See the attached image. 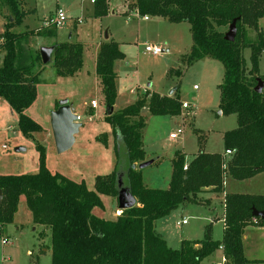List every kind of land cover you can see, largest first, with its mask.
Instances as JSON below:
<instances>
[{
	"label": "trees",
	"instance_id": "obj_1",
	"mask_svg": "<svg viewBox=\"0 0 264 264\" xmlns=\"http://www.w3.org/2000/svg\"><path fill=\"white\" fill-rule=\"evenodd\" d=\"M22 2L0 0V9L4 7L9 12L0 33V98L16 113L20 134L32 138L42 127L27 110L37 98L39 75L45 65L39 48L31 46V37L52 36L56 29L14 31L26 14L20 8ZM92 4L95 16L106 13L107 0H94ZM127 6L141 16H158L171 23L188 22L192 43L188 52L181 55L183 62L192 64L212 58L222 64L218 108L221 114L236 116V126L223 134V151H203L204 136L200 135L199 150L190 160L186 161L179 150L174 153L167 188L146 186L138 168L145 161L142 141L145 118L141 111L147 107L151 114L177 115L182 101L174 92L159 95L146 91L135 101L112 110L118 79L114 64L124 55L117 42L105 41L97 51L94 71L105 110L101 120L110 132L102 131L96 138L104 146L110 144V135L114 138L112 170L96 175L90 189L84 180L74 181L51 172L37 142L40 151L37 172L0 173V225L13 221L19 198L23 196L34 224L41 227L40 236L44 237L46 231L50 233L51 264H201L220 247L223 264L256 262L245 257L242 235L249 224L264 227V216L252 215L253 208L264 211V193L224 194L220 240L213 239L206 226L202 239H182L173 248L156 231L155 221L180 204L199 202V194L207 189L223 192L227 177L243 180L264 172V74L258 72V60L264 50V36L259 27L264 0H130ZM234 19V40H225L224 34ZM50 46L55 76L75 77L83 67V44L64 41ZM244 48L250 49L248 66L242 55ZM258 79L262 81L260 92L254 90ZM57 107L55 101L54 109ZM227 150L231 154L227 155ZM119 175L122 185L136 198V204L120 210L111 219L95 215L93 208L103 207L101 196H113L117 202Z\"/></svg>",
	"mask_w": 264,
	"mask_h": 264
},
{
	"label": "rangeland",
	"instance_id": "obj_2",
	"mask_svg": "<svg viewBox=\"0 0 264 264\" xmlns=\"http://www.w3.org/2000/svg\"><path fill=\"white\" fill-rule=\"evenodd\" d=\"M129 2L130 0H107V11L101 16L94 15L93 4L90 0H24L21 4L20 8L26 11V14L22 22L14 27V31L55 30L53 27L43 28L42 22L56 8H60L64 11L67 21L57 29L56 40L64 42L72 35V42L90 46L91 51H86L87 59L84 60L85 66L83 67L89 73L84 72L83 74L86 73L85 81L81 80V85L77 84L79 87L76 91L74 108L75 113L80 115L81 121L90 124L88 131L91 135L85 143L84 141L82 143L81 138H77L71 148L59 153L54 146L53 139L46 133L35 132L32 138L23 137L17 128L16 113L12 112L4 104L5 101L0 98L1 174L37 172L40 153L37 149V142L43 148L45 166L53 172L67 173L72 180L79 175V169H76L79 156L76 154L84 156L87 151H91L92 164L89 169L86 167V175L83 174V179L90 189L93 188L94 173H97L96 175L105 174L112 170L115 162L114 138L110 135L111 140L108 146H104L96 138L106 127L109 128L101 120L104 116L100 113L103 109L102 104L100 103L98 114L93 118L85 113L83 107L84 101L88 103L91 97H96L97 101H101V92L92 79L95 71L94 62L90 61V56L96 47L109 40L117 42L124 55L114 64L118 76V95L116 97L117 108L113 110H118L135 101L138 96L142 97L146 91L159 95H169L172 91L179 96L182 102L190 104L189 108H181V112L177 115H156L148 112V109H142L141 112L145 118V126L142 128L145 160H155L141 169L142 181L146 186L167 188L174 153L179 150L185 154V160H190L199 150L200 135L204 136L203 151H223V134L236 126V116L235 114L218 113V84L222 81V64L212 58H203L192 64L183 62L181 55L188 52L192 43L189 23H171L158 16H150L147 20H143L141 15L135 17L136 12L127 6ZM8 16L9 12L6 8L0 9V33L4 30ZM77 19L82 21L77 23ZM260 25L264 36V17ZM42 37V35L31 37V46L37 48L39 45L51 44L52 38L42 39ZM145 44L157 45L163 51L156 55L147 53L143 49ZM242 55L248 66L250 49L244 48ZM1 57L0 52V59ZM51 60L44 64L39 75L41 87L55 78ZM258 72L264 74V50L258 60ZM72 86L75 87L73 82ZM54 104L55 102L52 107ZM31 111L37 122L46 121L47 114L41 109L36 113L33 109ZM48 131L51 133L50 128ZM170 134H174L175 137H171ZM2 145L6 147L3 148ZM17 147H22L24 150L16 151ZM118 149L120 150L119 145ZM84 158L88 160L87 155ZM94 161L97 162L93 163ZM67 171L75 176H71ZM225 193L263 194L264 172L243 180L227 177L224 181L223 192L203 194L204 198L209 197L208 204L205 201L185 202L167 216L157 219V232L173 248H177L182 239H202L206 226H209L212 238L220 240L223 233L222 207ZM22 198L18 202L13 221L3 226L0 225V264H51L50 233L46 231L44 237L40 236L41 227L34 224L31 212L23 196ZM102 200L103 207H96L98 216L114 218L116 215L111 216L112 212L120 210L116 198L104 196ZM184 218L187 220L186 223H177ZM3 238H6L8 242L2 244ZM242 240L245 255L257 260L248 264H264V228L254 224L247 225ZM222 256V251L215 250L205 257L201 264H222Z\"/></svg>",
	"mask_w": 264,
	"mask_h": 264
},
{
	"label": "crops",
	"instance_id": "obj_3",
	"mask_svg": "<svg viewBox=\"0 0 264 264\" xmlns=\"http://www.w3.org/2000/svg\"><path fill=\"white\" fill-rule=\"evenodd\" d=\"M23 2H24V0H23ZM22 2V3H23ZM35 9V8H34ZM33 9V10H34ZM32 10V9H31ZM24 11V10H23ZM26 12V11H25ZM54 12V11H53ZM52 12V13H53ZM264 17V15L260 18V20H259V27H260V29L262 30V27H261V25H260V21L262 20V18ZM35 30V29H34ZM262 32H263V30H262ZM71 36L72 35H70V37H69V39L68 40H66V41H70V42H72V39H71ZM44 37L45 38H52V41H51V43H53V42H59V41H57L56 40V37H57V29L55 30V35H52V36H43L42 37V39H44ZM75 42V41H74ZM48 46H50V44L48 45ZM41 46L39 45L38 46V48H40ZM83 67L85 66V63H84V60L85 59H87V56H86V51L87 50H90L91 51V48H90V46H86V45H83ZM99 47V46H98ZM98 47H96L95 49H94V53L92 54L91 53V56H90V61H92L93 60V62H94V65H95V59H96V54H97V51H98ZM82 67V69L79 71V73L75 76V77H70V78H67V79H58L56 76H55V78H53V80H51V81H48L47 83H45V85H43L42 87H41V82H39V84H38V86H37V98H36V100H35V102L33 103V105L30 107V108H28V110H27V114L32 118V119H34V120H36V118L35 117H33L32 116V114H31V109H33L34 110V112L36 113V112H38L40 109L42 110V112H45L46 114H47V119H46V121L44 122L43 121V123L42 122H38L40 125H41V127H42V131H41V133H46L50 138H52V134L48 131V129L50 128V123H49V116H50V112H51V110H54V107H52L53 106V103L55 102V101H57V100H60V99H63V98H66L67 100H68V102L69 103H71L72 104V107H73V109H74V112H75V108H74V105H75V102H76V95H77V93H76V91H77V88L79 87H77V84H80L81 85V80H83V81H85V75H86V73L85 74H83L84 72H87V73H89L88 71H87V69H85V68H83ZM92 79H93V81H94V83H95V85H96V87H97V89L98 90H100L99 89V86H98V79H97V77H96V75H95V72H94V75L92 76ZM68 80V81H67ZM72 82H73V84H75V87L74 86H72ZM76 82H78V83H76ZM80 82V83H79ZM39 93H41V95L39 94ZM117 95H118V91H117ZM92 99H95L96 101H97V99H96V97H91L90 99H89V102L87 103V102H85L84 101V103H83V107H84V111H85V113H88L89 114V116L91 117V118H93L94 116H96L97 114H98V109H99V107H100V101H97V106L95 107V108H93V107H91L89 104H90V100H92ZM4 104H6L7 105V107H9L8 106V104L6 103V102H4ZM125 106V105H124ZM124 106H122V107H124ZM122 107H120V108H122ZM102 112H100V113H102L103 115H104V105L102 104ZM115 108H117L116 107V101H115V104L113 105V107H112V110L113 109H115ZM9 109L11 110V108L9 107ZM12 111V110H11ZM13 112V111H12ZM77 115H79V114H77ZM80 116V115H79ZM81 118V117H80ZM81 121V120H80ZM36 122H37V120H36ZM46 122L48 123V124H46ZM81 123H82V125H81V127H83V130H81V127L79 128V131H78V133H77V135H75V141H76V139L77 138H81V141H82V143H83V141H84V143L86 142V140L90 137V132L88 131L89 130V126L88 125H90L88 122H86V123H84L83 121H81ZM10 127V126H9ZM9 127H7V128H9ZM49 127V128H48ZM91 128V127H90ZM105 129V128H104ZM51 130V129H50ZM81 130V131H80ZM104 131H106V132H110V128H107L106 127V129L104 130ZM89 134V135H88ZM53 139V138H52ZM76 143V142H75ZM74 143V144H75ZM79 146V145H78ZM80 147V146H79ZM78 147V148H79ZM81 148V147H80ZM83 152H85L84 150H83ZM206 152V151H205ZM77 156H79V162H78V167L76 166V169H79V175H76V179H74V180H78V181H81V180H85V179H83V174L85 173V169H86V167H88V169H89V166L92 164V161H91V158H92V153H91V151H87L85 154H84V156H83V154L82 155H78V154H76ZM87 155V159L88 160H85V156ZM93 155L96 157V154L95 153H93ZM186 161H188V160H186ZM97 161H94L93 163H96ZM84 167V168H83ZM112 168H113V165H112ZM92 171V170H91ZM111 171V170H110ZM51 172H53V171H51ZM54 172H56V171H54ZM57 172H59V171H57ZM71 176H75V175H72L69 171H67ZM25 173V172H24ZM59 173H61V174H63V175H65L66 177H68L67 175V173H65V172H59ZM96 174L97 173H94V175L93 176H96ZM85 175H86V173H85ZM92 176V177H93ZM92 177H90V178H92ZM68 178H70V177H68ZM70 179H72V178H70ZM213 191H211L210 189H207L206 191H204V192H202L201 194H199V197H200V202L201 201H205V203H209V200H208V198L209 197H205L204 198V196H203V194H205V193H207V194H210V193H212ZM216 193V192H215ZM103 197L104 196H101V199H103ZM20 199H23L22 198V196L19 198V200ZM206 199V200H205ZM103 201V200H102ZM103 203V202H102ZM93 213L95 214V215H97L98 216V211H97V209H96V207L95 208H93ZM222 213H223V207H222ZM116 215V212H112V214H111V216H115ZM104 217V216H103ZM104 218H106V217H104ZM111 218H113V217H109V218H107V219H111ZM38 226V225H37ZM264 228V227H263ZM155 229H156V221H155ZM222 230H223V221H222ZM156 231H157V229H156ZM244 232V231H243ZM242 237H243V235H242ZM242 243H243V240H242ZM217 250H220V251H222V249L221 248H219V249H217ZM243 252H244V247H243ZM244 255H245V253H244ZM245 257L248 259V260H254V259H251V258H249V257H247L246 255H245ZM222 258H223V256H222ZM223 263H224V261H223ZM222 263V264H223Z\"/></svg>",
	"mask_w": 264,
	"mask_h": 264
},
{
	"label": "water",
	"instance_id": "obj_4",
	"mask_svg": "<svg viewBox=\"0 0 264 264\" xmlns=\"http://www.w3.org/2000/svg\"><path fill=\"white\" fill-rule=\"evenodd\" d=\"M235 19L232 20L229 25L228 30L224 34V39L228 41H233L236 34ZM53 47L52 46H41L39 48V53L41 61L43 64H47L51 60ZM262 89V81L258 79L257 85L254 87L256 92H260ZM172 94V91L169 95ZM147 108H143L146 110ZM221 114V111L218 112ZM50 129L54 142V146L57 152H65L75 142V135L78 133L79 128L82 123L78 120V115L74 112L72 104L68 102L66 98L58 100V107L54 110H51L49 116ZM16 151H23L24 148L17 147ZM153 162V159L145 160L138 164V168L142 169L143 167L149 165ZM118 192H117V206L120 210L127 209L136 204V198L131 194L129 189L122 185L121 176H118ZM2 194L0 190V200ZM252 215L255 217H263V210L252 209Z\"/></svg>",
	"mask_w": 264,
	"mask_h": 264
},
{
	"label": "built area",
	"instance_id": "obj_5",
	"mask_svg": "<svg viewBox=\"0 0 264 264\" xmlns=\"http://www.w3.org/2000/svg\"><path fill=\"white\" fill-rule=\"evenodd\" d=\"M93 1L94 0H90V2H93ZM135 12H136L135 17H139L138 16L139 14L137 13V11H135ZM141 19L147 20L148 16L144 15V16L141 17ZM66 21H67V17L65 15L64 11L62 9H60V8H56L54 10V12L48 18L43 19L42 27L43 28L53 27L55 29H58V28L62 27L63 24ZM81 21H82L81 19H77L76 20L77 23H80ZM143 49H144L145 52L153 54V55L159 54V53H161L163 51L159 46L153 45V44H145L143 46ZM89 105L91 107L95 108L97 106V101L95 99H92V100H90V104ZM189 107H190V104H188L186 102H182L181 103V108L186 109V108H189ZM78 120L79 121L81 120L79 115H78ZM170 136L171 137H175L174 134H170ZM2 147L5 148L6 145H2ZM226 154H228V155L231 154V151L227 150ZM184 168H186V165L184 166ZM119 211L120 210H116V215L120 213ZM186 222H187V220L184 218V219L181 220V222H177V223L178 224H184ZM1 242H2V244H4V243H7L8 240L6 238H3ZM222 259H223V261L225 260L224 257Z\"/></svg>",
	"mask_w": 264,
	"mask_h": 264
}]
</instances>
